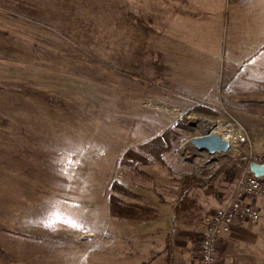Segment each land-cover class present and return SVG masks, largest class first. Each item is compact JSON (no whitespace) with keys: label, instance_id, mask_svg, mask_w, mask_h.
Returning a JSON list of instances; mask_svg holds the SVG:
<instances>
[{"label":"rangeland","instance_id":"374dc122","mask_svg":"<svg viewBox=\"0 0 264 264\" xmlns=\"http://www.w3.org/2000/svg\"><path fill=\"white\" fill-rule=\"evenodd\" d=\"M212 132L232 149L191 143ZM263 155L264 0H0V264H167L148 242L197 241ZM111 194L158 219L111 215Z\"/></svg>","mask_w":264,"mask_h":264},{"label":"crops","instance_id":"0c3cea01","mask_svg":"<svg viewBox=\"0 0 264 264\" xmlns=\"http://www.w3.org/2000/svg\"><path fill=\"white\" fill-rule=\"evenodd\" d=\"M249 201L260 209L261 216L256 221H237L229 232L219 238L216 249L218 264H264V200L262 197H254ZM146 235L149 236L148 233ZM190 236L191 230L184 228L175 230L168 236L172 239L174 250L172 264H200L195 248L196 241ZM152 247L149 242L145 247L148 260L155 255L158 259L165 260L163 257L166 255L168 264L167 248Z\"/></svg>","mask_w":264,"mask_h":264},{"label":"built area","instance_id":"2783aa9c","mask_svg":"<svg viewBox=\"0 0 264 264\" xmlns=\"http://www.w3.org/2000/svg\"><path fill=\"white\" fill-rule=\"evenodd\" d=\"M239 141L249 140L242 136ZM232 147L230 142V149ZM251 162L249 160L242 167L230 196L215 210L210 224L196 241L195 248L200 264H218L217 242L223 234L230 231L233 224L239 220L256 221L260 218V209L249 200L254 197H262L264 200V176L257 177L251 172Z\"/></svg>","mask_w":264,"mask_h":264},{"label":"trees","instance_id":"16d2710c","mask_svg":"<svg viewBox=\"0 0 264 264\" xmlns=\"http://www.w3.org/2000/svg\"><path fill=\"white\" fill-rule=\"evenodd\" d=\"M159 137L154 138L150 142H147L143 145H141L142 149L144 151L149 152H156V155L158 152L164 150V148H161L162 140ZM141 155L137 153L134 150H128L123 154V157L121 158L120 164H121V170H132L135 162L139 161L138 159H141ZM146 159V158H145ZM254 161L258 163H264V155L261 158H254ZM145 162H149L148 159L145 160ZM225 167V166H224ZM124 172V171H123ZM225 168H221L214 176H211L205 183L202 182L201 186L208 187L209 185H217L219 182L222 181V178L224 176ZM203 180L197 179L195 176H186L184 180L182 181V189L180 191V200L183 201L188 196L190 188L193 186V184L197 182H201ZM114 190H119L120 193H123L125 195L131 194V192L123 185L114 183L113 184ZM117 188V189H116ZM121 189V190H120ZM117 190V191H118ZM109 209L111 215L118 217V218H126V219H140V220H152V219H158L159 217V210L157 208L148 206V205H142L140 203L132 202V203H124L121 202V200L118 199L117 195L111 194L109 199ZM167 251H168V264H172L173 261V245H172V239L170 237H167Z\"/></svg>","mask_w":264,"mask_h":264},{"label":"water","instance_id":"95a60500","mask_svg":"<svg viewBox=\"0 0 264 264\" xmlns=\"http://www.w3.org/2000/svg\"><path fill=\"white\" fill-rule=\"evenodd\" d=\"M191 143L199 150H206L210 154L226 153L230 149V142L218 133L212 132L204 136L193 137ZM251 172L257 176H264V163L252 161Z\"/></svg>","mask_w":264,"mask_h":264},{"label":"bare ground","instance_id":"6f19581e","mask_svg":"<svg viewBox=\"0 0 264 264\" xmlns=\"http://www.w3.org/2000/svg\"><path fill=\"white\" fill-rule=\"evenodd\" d=\"M220 128V127H219ZM218 128V129H219ZM226 139L228 140V141H230L231 140V135H230V133H227V137H226Z\"/></svg>","mask_w":264,"mask_h":264}]
</instances>
